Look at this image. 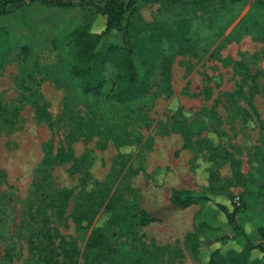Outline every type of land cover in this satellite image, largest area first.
Instances as JSON below:
<instances>
[{"label":"rangeland","instance_id":"obj_1","mask_svg":"<svg viewBox=\"0 0 264 264\" xmlns=\"http://www.w3.org/2000/svg\"><path fill=\"white\" fill-rule=\"evenodd\" d=\"M137 16L167 29L185 20L188 32L177 41L161 40L147 92L116 104L109 97L115 84L110 64L104 66L98 96L82 93L69 73L71 23L103 28V17L92 6L25 2L0 15L12 44L0 66V264H30L36 257L33 246L51 228L75 241L76 264H86L85 257L90 264H198L186 244L195 217L213 227L212 233L200 231L213 246L233 231L212 204L172 206L171 188L208 190L245 231L237 240L257 243V229L264 228V5L255 0H137L96 49L124 47ZM248 75H255L257 86L251 108L245 100ZM231 104L249 111L245 126ZM174 126L189 131L190 144ZM123 133L138 139L119 149L129 157L118 162L111 136ZM45 143L68 144L77 165L45 166ZM205 144L215 153L228 151L238 170L228 159L209 157ZM239 173L251 178L244 182ZM62 190L70 194L58 215ZM102 192L114 196L112 206L122 218L102 228L111 251L99 257L101 250L89 246L87 237L108 215ZM140 210L156 221L139 225ZM80 219L89 221L86 228ZM239 242L229 240L226 247L238 248Z\"/></svg>","mask_w":264,"mask_h":264},{"label":"trees","instance_id":"obj_2","mask_svg":"<svg viewBox=\"0 0 264 264\" xmlns=\"http://www.w3.org/2000/svg\"><path fill=\"white\" fill-rule=\"evenodd\" d=\"M137 0H102L100 3H89L83 0L76 2L66 0H0V15L8 12L10 8L18 9L22 4L37 2L46 7L70 8L72 6L82 7L90 5L94 12L103 17V28L100 31L90 27L87 21L72 22L66 36L71 46L69 73L77 81L80 91L91 96H98L102 93L104 78L103 69L105 64H110L115 72V84L110 94V98L116 104L130 102L148 90L149 78L156 68V56L159 50V43L163 39L177 41L188 32V24L181 20L173 28L167 29L163 25L150 24L144 22L140 17H136L134 22L128 26L130 35L125 40L124 47L106 46L103 50H97V45L101 37L107 33L114 25L120 14L127 8L131 7ZM255 3L264 5V0H255ZM12 44L8 29L0 25V66L11 50ZM249 85L247 87L246 102L251 108V97L257 92V86L254 82L255 75H248ZM231 112L236 115L240 112V121L242 126L246 125L249 117L247 109H240L231 104ZM214 114V112H211ZM85 124L95 127L91 121H86ZM173 130H181L183 134L184 144L189 143V131L173 127ZM138 137H133L129 133H123L119 136H111L112 142L117 149V161L125 160L129 157V153L121 152L119 149L123 146H128L132 142L137 141ZM205 150H210L209 157L214 155L221 156L232 164L235 171L238 170L239 163L234 159L228 151L223 150V153L213 151L208 144L204 146ZM195 149V145H194ZM198 151L202 147H197ZM72 162V166L77 165L74 159L73 150L68 144L52 145L44 144V158L42 163L45 166L53 164H63ZM244 182L251 178V174H237ZM68 190L59 192L56 207L57 214L63 213V207L69 197ZM208 190L192 191L186 188H171L168 196V201L172 206L177 208H186L190 205L212 204L220 208L225 220L231 226L232 235H221L216 240L219 243L215 246L213 240H208L200 235V231L204 228L212 233L213 227L207 219L195 217L193 220L194 232L187 239V250L190 256L198 261V264H264V228L259 227L258 241L252 245L247 242L241 243L237 238L245 236V231L237 225L233 220V211H228L226 208L220 207L216 201H213ZM107 202L104 205V212L108 215L102 225H93L87 237L89 246H96L101 250L97 256L103 257L111 251L110 243L103 236L101 230L107 224H112L121 215L114 211L112 206L113 195L108 196L107 193H100V199ZM139 225H146L156 221L155 218L147 215L145 211H139ZM89 222V221H88ZM88 222L80 219L79 225L82 228L88 226ZM42 242L35 244L33 249L36 250L35 259L30 264H76L78 257V249L73 239H65L55 228L46 229L43 233ZM229 240L239 242V247H226ZM211 245L213 247H211ZM208 250L205 258H202L203 252ZM258 253L260 255H258ZM85 263L90 264L89 258L85 257ZM106 264H118L110 261Z\"/></svg>","mask_w":264,"mask_h":264}]
</instances>
